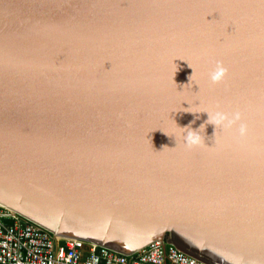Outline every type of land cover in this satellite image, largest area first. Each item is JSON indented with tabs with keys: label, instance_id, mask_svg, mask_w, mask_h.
Returning <instances> with one entry per match:
<instances>
[{
	"label": "water",
	"instance_id": "1",
	"mask_svg": "<svg viewBox=\"0 0 264 264\" xmlns=\"http://www.w3.org/2000/svg\"><path fill=\"white\" fill-rule=\"evenodd\" d=\"M0 204L127 255L264 264V0H0Z\"/></svg>",
	"mask_w": 264,
	"mask_h": 264
},
{
	"label": "built area",
	"instance_id": "2",
	"mask_svg": "<svg viewBox=\"0 0 264 264\" xmlns=\"http://www.w3.org/2000/svg\"><path fill=\"white\" fill-rule=\"evenodd\" d=\"M168 261L208 264L163 240H155L127 255L95 243L58 238L0 204V264H166Z\"/></svg>",
	"mask_w": 264,
	"mask_h": 264
},
{
	"label": "clouds",
	"instance_id": "3",
	"mask_svg": "<svg viewBox=\"0 0 264 264\" xmlns=\"http://www.w3.org/2000/svg\"><path fill=\"white\" fill-rule=\"evenodd\" d=\"M226 72H227V69L224 67L222 62L218 61L216 63L215 68L210 72L209 79L213 84L218 83L224 78V76L226 75ZM208 118L210 120L209 113H208ZM239 118H240V114L238 112L233 113L231 117L224 112H217L215 113V116L211 118V123H213L216 127L217 126L228 127L235 120H238ZM182 129L183 131L181 134L187 146L194 147V146H199L202 142L204 143L200 130H194L190 127L182 128ZM239 131L241 135L246 134V131H247L246 126L241 124Z\"/></svg>",
	"mask_w": 264,
	"mask_h": 264
},
{
	"label": "crops",
	"instance_id": "4",
	"mask_svg": "<svg viewBox=\"0 0 264 264\" xmlns=\"http://www.w3.org/2000/svg\"><path fill=\"white\" fill-rule=\"evenodd\" d=\"M166 264H173V263H171V262L168 261V262H166Z\"/></svg>",
	"mask_w": 264,
	"mask_h": 264
},
{
	"label": "rangeland",
	"instance_id": "5",
	"mask_svg": "<svg viewBox=\"0 0 264 264\" xmlns=\"http://www.w3.org/2000/svg\"><path fill=\"white\" fill-rule=\"evenodd\" d=\"M62 242V241H61Z\"/></svg>",
	"mask_w": 264,
	"mask_h": 264
}]
</instances>
